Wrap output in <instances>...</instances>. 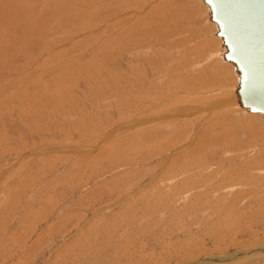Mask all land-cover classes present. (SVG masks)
<instances>
[{"label":"rangeland","instance_id":"1","mask_svg":"<svg viewBox=\"0 0 264 264\" xmlns=\"http://www.w3.org/2000/svg\"><path fill=\"white\" fill-rule=\"evenodd\" d=\"M173 7L0 0V264H264V169L242 179L218 137L201 146L210 121L185 115L201 99L172 87L175 69L138 24L167 14L159 42L178 59L195 23L165 27L181 22ZM227 74L215 88L236 86Z\"/></svg>","mask_w":264,"mask_h":264},{"label":"crops","instance_id":"2","mask_svg":"<svg viewBox=\"0 0 264 264\" xmlns=\"http://www.w3.org/2000/svg\"><path fill=\"white\" fill-rule=\"evenodd\" d=\"M164 2L170 3V5L173 4L174 10L177 11L175 14L180 13V15L182 16V17L180 16V18H182L180 23L171 21L167 23L165 27L168 26V28H173L177 26L178 31H181L183 29L187 31V30H191V27L186 26L187 23L188 22L195 23L193 24L194 26H192L193 29H195L193 31V35L192 34L191 35L181 34L179 36L181 40L191 39V41L186 42L184 47L176 49L177 51H180L179 54H182L178 59L172 53H168V52H171L170 50L172 48H165L162 42L159 43V48L163 50L161 53L164 55L166 61L168 62L169 68L175 69L174 74H171V77L173 79L172 87L179 88L180 85L183 87H187V89L190 90V92H186L185 94H180V95H182L186 99L200 98L201 99L200 101H202V103L199 105L196 103L192 105L189 104L187 108H185L186 109L185 115L186 113H190L191 112L190 110H192L194 112L199 113L202 116L201 125L203 124L204 126V124L206 123L208 124L209 121L211 123V125L207 128L206 132L202 134L201 146L204 144H209L210 148L213 146H216V145H213V146L210 145L209 138L211 136L213 139L218 137L219 142H218V145L216 146L218 147L217 150L224 151L226 154H229L228 156H230V159L228 158L226 161H224V163L222 162L223 165L225 166L228 165L230 168L229 171L231 173L237 172L239 176L242 174V179L243 177H246L245 176L246 173L253 175V173H251L253 170L264 169V125H263L264 123L259 122L260 119L259 117H257L259 116V114H253L249 112L248 114H250L251 115L250 116V115L241 113L242 110L244 111L245 109L240 105L239 96L237 94V85H238L239 79L237 78L235 68L231 63L227 62V60L225 59L224 54L226 50L225 48H223V46H220L221 39L217 36V33L211 32V34H208L205 32V30H209V27L210 28L216 27V25L213 22H210L209 18L204 19L201 15L202 13H204L206 17L207 16L209 17V8L204 4L203 0H164ZM154 5L155 3L154 2L151 3L150 1V2H147V4H145V8L149 7V9L150 8L153 9L154 7H156ZM197 10L199 11V14H200L199 17H195V15H197L196 14ZM160 14L161 15H159V17L157 13L154 14L155 15L154 17L157 19L153 21V23L157 24L156 30L158 32L164 31L161 25L162 23L167 22L165 19L167 14H165L164 12H160ZM182 22L184 25L186 24L184 27L181 24ZM144 25L145 27L147 26V24H144ZM148 25L150 26L151 24H148ZM205 25H208L209 27H205ZM179 26H182V28L181 27L179 28ZM148 31H150V29H148ZM143 32L146 33L145 30ZM193 37H198L199 39H201V46H195V47L190 46V45H193L194 43ZM216 37L219 38L218 39L219 41L217 40L216 47L210 46L209 42L204 41V40H208L211 38V41L215 43L214 40ZM163 42H166V39ZM206 44L208 45L204 46ZM190 60L193 61L192 64L190 63ZM223 61L226 63H223ZM180 63H183V64H180ZM205 65H209V68L208 69L204 68ZM230 71H231V75H232V72L235 73L236 86L233 87L234 86V82H233V86L231 87L225 88L222 85H220L218 88L216 87L217 88L216 89L215 86L216 85L218 86L217 82L219 81V77H222L224 79L227 78L226 72H230ZM162 72H165V71L161 70L160 76ZM222 72H224V74ZM198 73H200V75H198ZM221 73L223 74L222 76H221ZM202 75L209 76L207 77L209 81L206 80L205 82L207 83V86H211V87H208V88L206 87L204 89H201V88L197 89V86H196L197 83L194 80L197 77H202ZM186 80L188 82H185ZM161 84L162 83H160V85ZM163 84H166V83H163ZM154 85L155 86L158 85L156 83V80H155ZM193 85H195V87H192L190 89L189 87ZM232 90L233 92H231ZM216 91H220V93L219 92L216 93ZM171 93L173 92L170 91L168 95H170ZM222 94H224L226 97H223ZM208 95L211 98H213V100ZM188 102L189 101H187V103ZM168 106L170 107V103H168ZM221 115H225L227 117L233 116V118H231L228 121H224L222 123L221 122L222 120L217 119ZM181 116L183 115H181L180 113H177L175 114V116H170L169 118L178 120L177 118H181ZM260 117L262 116L260 115ZM215 119L217 121H215ZM194 120L198 121L199 120L198 116H196V119ZM185 124H187V122H185L183 125ZM199 124H197L196 127L195 125L193 126L191 135L195 134L193 133L195 131V128H198L196 132H198L199 128H201V125L199 126ZM183 125L181 126L182 128L180 129L179 127H175L176 131L178 130L182 131L184 128ZM215 129L219 132L216 131L214 133ZM235 129L240 130L239 134H244V137L242 138L245 139L246 143L236 141L235 137L237 136L235 134V131H236ZM226 130H229V131L227 132ZM221 132H223L224 135L221 134ZM177 135L179 136V134ZM190 137L188 138V140L190 139ZM197 139L198 137L194 141L193 146L195 147L200 142L201 137L198 142H197ZM186 140H187V137L183 141H186ZM180 143H183V142L181 141ZM182 145L183 144H180L179 146L181 147ZM176 148L177 146H173L170 149H176ZM233 150L238 151L239 154L233 155L232 154V152H234ZM257 150L259 151L258 154H256ZM246 151H248V153ZM218 164H221V163H218ZM220 168H221L220 170L222 171L218 173L219 174L225 173L223 166L222 167L220 166ZM185 171L186 170H184V172ZM228 178H226L225 181L228 179L227 182H230L231 184L236 182V181H233L236 177H233L231 174Z\"/></svg>","mask_w":264,"mask_h":264},{"label":"water","instance_id":"3","mask_svg":"<svg viewBox=\"0 0 264 264\" xmlns=\"http://www.w3.org/2000/svg\"><path fill=\"white\" fill-rule=\"evenodd\" d=\"M203 2L238 76L240 105L264 118V0Z\"/></svg>","mask_w":264,"mask_h":264},{"label":"bare ground","instance_id":"4","mask_svg":"<svg viewBox=\"0 0 264 264\" xmlns=\"http://www.w3.org/2000/svg\"><path fill=\"white\" fill-rule=\"evenodd\" d=\"M153 17L155 16L154 14L152 15ZM141 21V20H140ZM153 21L154 20H149V22H147V21H144V22H142V23H140V22H138V24H139V26H141V28H142V26L144 25V24H151L150 26L152 27V31H150V32H148L149 34H148V39L147 40H149L151 43H153L154 45H156V47L158 48V49H160L159 48V40H160V37L159 36H161V37H164V35H162V34H160L157 30H156V28H157V24L156 23H153ZM140 32H142L141 30H140ZM152 34H156V35H158V37L157 36H155L154 38H152V39H150L151 37H150V35H152ZM150 37V38H149ZM143 43V42H142ZM144 43H145V41H144ZM150 44V43H149ZM145 46V45H144ZM161 47V46H160ZM154 50H156V48H153ZM161 50V49H160ZM148 53V52H147ZM146 53V54H147ZM152 54H155V53H152ZM156 55V54H155ZM154 56V55H153ZM154 59H155V61H156V57L154 56ZM184 69H185V67H184ZM210 71V70H209ZM223 74H224V72H222ZM221 73V76L223 75ZM228 73V72H227ZM228 75V74H227ZM216 77V76H215ZM218 78V77H217ZM218 83V82H217ZM209 96V95H208ZM210 97V96H209ZM209 97H207V98H209ZM211 98V97H210ZM212 100H213V98H211ZM210 99V100H211ZM215 99V98H214ZM208 100V99H207ZM211 100V101H212ZM196 101H197V99H196ZM195 106V105H194ZM196 111V110H195ZM212 144V143H211Z\"/></svg>","mask_w":264,"mask_h":264}]
</instances>
